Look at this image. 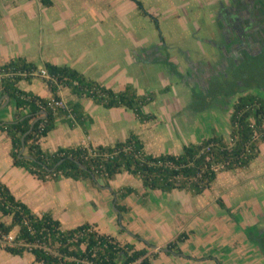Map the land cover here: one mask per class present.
<instances>
[{
    "label": "crops",
    "instance_id": "obj_1",
    "mask_svg": "<svg viewBox=\"0 0 264 264\" xmlns=\"http://www.w3.org/2000/svg\"><path fill=\"white\" fill-rule=\"evenodd\" d=\"M51 1V6H44L38 0H0V65L21 57L38 67L18 82L19 88L51 98L50 87L39 71L45 62L68 66L115 92L129 88L138 96L153 95L142 111L154 118L140 120L125 106L105 107L91 97L77 96L69 87H59L60 108L67 113L59 114L54 128L42 138L44 151L112 145L133 133L147 153L157 155L176 153L164 148V141L171 140L182 150L185 144L206 135L207 121L199 123L204 121L200 116L206 111L195 112L194 101L200 91L206 94L213 82L229 79L235 61L245 53L222 33V23L214 12L217 3L198 6L197 0H185L184 4L168 0L165 8L154 6L164 14L158 19L140 0L148 13L144 14L146 19L154 27L148 25L146 30L144 25V30L137 32L120 27L113 32L111 21L94 16L92 2ZM122 3L137 8L138 14L142 11L132 0ZM184 8V17L177 14L179 19L173 17V23L169 22V16H176V11ZM118 9L126 11L121 6ZM124 22L129 25L126 19ZM258 94L264 97L263 91ZM4 102L0 92V104ZM76 103L80 107L73 113ZM218 103L214 102L217 112L222 110ZM16 115L13 99L8 98L0 107V121H14ZM10 148L7 133L0 130V181L32 212L50 214L62 229L89 223L121 243L145 246L135 237L137 234L153 244L150 251H157L155 264H217L216 260L219 264H264V142L250 166L238 171L242 173L240 180L223 178L220 198L225 208L210 210L203 202L205 193L192 196L176 189L146 190L127 172L110 179V187L103 186L102 179L97 183L64 177L42 180L14 165ZM126 186L133 192L115 198L112 190ZM114 199L126 208L123 212L114 208ZM0 220L8 224L11 216L0 214ZM251 227L258 231L257 239L246 234ZM183 232L186 238L176 245L180 252L168 251L165 246ZM0 264L41 263L30 252L15 255L0 247Z\"/></svg>",
    "mask_w": 264,
    "mask_h": 264
},
{
    "label": "trees",
    "instance_id": "obj_2",
    "mask_svg": "<svg viewBox=\"0 0 264 264\" xmlns=\"http://www.w3.org/2000/svg\"><path fill=\"white\" fill-rule=\"evenodd\" d=\"M38 1L44 6L52 5L51 0ZM132 1L148 14L140 0ZM155 25L158 26L156 22ZM244 50V55L235 61L229 79L213 82L206 94L200 91L193 104L195 112L214 109L216 100L222 110L229 104L225 109L230 110L228 134L213 129L199 141L185 144L179 153L157 155L147 153L143 142L133 133L112 145H77L58 147L53 152L44 151L42 138L54 128L58 115L67 113L66 109L55 107L51 101V98L60 100L57 95L59 87H69L77 96L91 97L105 107L125 106L132 109L140 120L154 118L142 111V106L151 101L153 95L138 96L129 88L115 92L75 69L45 62L43 67L47 77L38 74L50 87L52 96L42 98L18 86L22 78H28L38 70L36 64L21 57L12 59L0 65V92L13 99L17 115L14 121H0V130L5 131L10 139L9 154L13 164L26 168L42 180L64 177L97 183L102 179L103 186L108 187L109 179L127 172L138 178L146 190L170 192L176 189L192 196L201 195L211 187L219 172H238L248 168L260 153L259 145L264 142V97L258 94V91H264V52L253 54ZM167 64L174 68L171 63ZM72 107L74 113L80 105L76 103ZM81 116L82 113L77 117L79 122ZM132 192L133 188L127 186L112 190L115 198ZM114 200L117 212H123L126 208ZM217 203L225 208L221 198ZM0 214L11 216L8 224L0 220V237L17 229L13 233V245L0 244V247L15 255L30 252L41 264H155L157 251H150L153 244L139 235L135 237L145 246L137 248L134 243H121L111 235L98 232L89 223L62 229L60 222L50 214L32 212L1 181ZM246 234L252 240L259 236L253 227L248 228ZM186 236V233H180L165 246L166 249L180 252L176 245ZM216 262L219 264L218 260Z\"/></svg>",
    "mask_w": 264,
    "mask_h": 264
},
{
    "label": "rangeland",
    "instance_id": "obj_3",
    "mask_svg": "<svg viewBox=\"0 0 264 264\" xmlns=\"http://www.w3.org/2000/svg\"><path fill=\"white\" fill-rule=\"evenodd\" d=\"M85 1L86 0L81 2L79 0V2L81 4L85 3ZM87 1L92 2V4H93L92 11L94 12V16L95 17H97V18L104 17L108 21L112 22L111 31H113V32H114V29L117 31V29L120 28V27L123 28V29H126V27H129V29H130L129 32H131V31H133V32L143 31L144 30L143 29L144 25H145L146 30L148 28V25H149V27H154V25L151 24L146 19V16L144 15V13L142 11H140V13L138 14V12H137L138 9L137 8H136L137 9L136 10L135 7H133V6L131 7V6L123 5L122 2H124V0H87ZM142 1L144 3L145 8L148 11H151L153 14H156L158 16V19H160L162 17V15H164V14H162L160 12V10H162V9L156 10V8H162V6L165 8L164 2L168 1V0H161V1L160 0H142ZM179 1L182 2L183 4L185 2V0H178V2ZM218 1L219 0H199V1L197 0L196 5L199 6V4L203 3V4L207 5V6H209L208 5V2H209L212 5L215 4L214 6H216V3ZM125 4H126V2H125ZM120 6L123 9H126V11L125 12H120L119 9H118ZM127 12H128L129 16L132 19L128 18L127 14H126ZM184 12H185V8L184 9H178L176 11V13H175L176 16H172V17L169 16L170 17L169 18V22L173 23V20H174L173 17L178 18L177 16H179V15H180V17L181 16L184 17V15H183ZM188 13L189 12L187 11L186 15ZM177 14H179V15H177ZM125 19L129 22V25L125 24V22H124ZM116 20H118L117 23H114V22H116ZM175 21H177V20H175ZM131 23H134V24H131ZM164 25H165V23H164ZM203 47H207V46L205 45ZM229 113H230V110H220V111L217 112V110L212 109L211 111L208 110V111L205 112V114L201 115L200 117L202 119H204V121L203 122L199 121V123L200 124L201 123L204 124L207 121V123H206L207 124V128L206 129L208 131L205 132V134L207 135L208 132L210 133V132H212V129H214L216 132L223 133V134L227 135L228 131H229V127H228V124H229L228 123ZM206 129H205V127H203V130H206ZM191 140H193V139L189 138L188 141H191ZM162 145H163L164 148L169 149L170 151H173V152H176V153L181 150V147L175 146V144L171 140L164 141ZM157 149H159V148H157ZM239 174H242V173L232 172V171H221V172H219L217 174V177H216L214 183L211 185V187L208 190H206L204 192L205 196H204L203 202H204V204H207V207L209 208V210L212 207L214 209L215 208H221L218 205V203L216 202V200H218V198H220V195H222V190H223L222 186H224V185H222L223 178L225 180H227V179L232 180L233 178H235L237 180H240L242 178V176L239 175ZM243 174H245V173H243ZM109 180H108V187H110ZM225 185H226V183H225ZM12 233H14V232H12Z\"/></svg>",
    "mask_w": 264,
    "mask_h": 264
},
{
    "label": "flooded vegetation",
    "instance_id": "obj_4",
    "mask_svg": "<svg viewBox=\"0 0 264 264\" xmlns=\"http://www.w3.org/2000/svg\"><path fill=\"white\" fill-rule=\"evenodd\" d=\"M214 12L222 23V33L238 41L234 43L238 49L264 52V0H219Z\"/></svg>",
    "mask_w": 264,
    "mask_h": 264
},
{
    "label": "built area",
    "instance_id": "obj_5",
    "mask_svg": "<svg viewBox=\"0 0 264 264\" xmlns=\"http://www.w3.org/2000/svg\"><path fill=\"white\" fill-rule=\"evenodd\" d=\"M39 74L41 76L47 77V72H46L45 69H41L39 71ZM51 101H52V103L54 104L55 107H62V102L60 100H55V99L51 98ZM14 240H15L14 234L13 233H9L7 235H4V236L0 237V244L1 245H13ZM31 245L36 246L37 244H31ZM31 245H30V247H31Z\"/></svg>",
    "mask_w": 264,
    "mask_h": 264
},
{
    "label": "water",
    "instance_id": "obj_6",
    "mask_svg": "<svg viewBox=\"0 0 264 264\" xmlns=\"http://www.w3.org/2000/svg\"><path fill=\"white\" fill-rule=\"evenodd\" d=\"M4 98L6 99V102H4L3 104H0V107H2V105H6L9 97H8V95H4ZM24 136H25V134L22 136V142L24 140ZM22 151H23V149L20 151V154L22 153ZM26 157H29V156H26ZM114 208L117 210V208L115 206H114Z\"/></svg>",
    "mask_w": 264,
    "mask_h": 264
}]
</instances>
